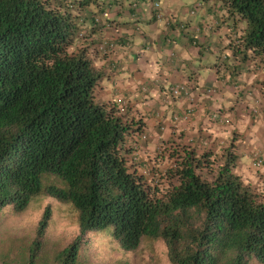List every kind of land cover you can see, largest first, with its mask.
I'll use <instances>...</instances> for the list:
<instances>
[{"label": "trees", "instance_id": "16d2710c", "mask_svg": "<svg viewBox=\"0 0 264 264\" xmlns=\"http://www.w3.org/2000/svg\"><path fill=\"white\" fill-rule=\"evenodd\" d=\"M213 1L246 21L243 52L264 58V0ZM101 2L0 0V214L53 197L73 207L80 230L47 253V206L32 243L3 264H85L89 235L108 231L126 252L161 240L171 264H264V191L237 171L235 131L221 143L179 131L152 139L169 166L152 178L138 169L144 122L102 102L115 65L99 68L92 56L113 53L79 37Z\"/></svg>", "mask_w": 264, "mask_h": 264}, {"label": "crops", "instance_id": "0c3cea01", "mask_svg": "<svg viewBox=\"0 0 264 264\" xmlns=\"http://www.w3.org/2000/svg\"><path fill=\"white\" fill-rule=\"evenodd\" d=\"M158 1L164 14L162 21L154 19V3ZM101 4L99 9L91 10L96 13L97 23H90L89 18L83 30L87 33L88 45L94 40L98 44V39L118 42L116 52L110 57L98 53L92 56L99 68L110 63L115 65L100 85L102 102L127 105L133 117L143 120L148 138L158 140L179 131L182 124H174L172 118L188 107L184 100H167L163 91L172 85L189 84L198 102V137L221 143L232 138L235 131L241 148L237 171L247 183L264 191V174L251 166L255 154L264 156V71L258 74L243 71L238 77L244 82L242 88L254 94L257 91L260 97L261 114L255 117L251 115L253 101L242 95L243 91L234 92L227 80L220 87L222 71L203 66L207 55L218 57L210 51L204 54L203 49L228 46L230 33L225 27L230 16L225 4L213 0H102ZM198 5V14L192 15ZM88 11L85 9L82 14L87 17ZM196 28L205 30V38L198 39L197 47L196 38L187 37V32L195 36ZM196 61L200 63L199 70H196ZM145 87H149V92H143ZM211 88L216 93L207 95ZM216 109L231 117L230 128L209 120V114ZM162 132L163 135H158ZM261 171L264 173V169Z\"/></svg>", "mask_w": 264, "mask_h": 264}, {"label": "rangeland", "instance_id": "374dc122", "mask_svg": "<svg viewBox=\"0 0 264 264\" xmlns=\"http://www.w3.org/2000/svg\"><path fill=\"white\" fill-rule=\"evenodd\" d=\"M194 12L198 14V6H196ZM227 19H229V23L225 28L230 33L228 46H208V48L203 49L202 52L204 54H208L210 51V53L218 56L207 55L203 61V66H210V69L214 71L221 70L222 79L219 81V86L222 87L224 84L223 80H227L234 92L239 93L243 91L242 95H245L249 101H253L251 115L258 117L261 114V108L259 107L260 100H258L260 97L257 95V91L254 94L252 90L246 91L245 88H242L244 82L238 77L244 72L257 74L263 72L264 58L253 53L251 50H248L246 53L243 52L240 38L247 26L246 21L237 15L227 16ZM215 26H218V24ZM204 33L205 30L202 29L201 32L194 30L195 36L187 32V37L196 38L197 47L198 39L204 40ZM236 47L241 52L237 51L235 58L233 54ZM199 65L200 63L196 61V70L200 69ZM254 111L256 114H254ZM223 118L228 120L225 126L230 128L233 125L232 119H229L231 117L223 113ZM178 130L180 133H185L184 139L196 140V115L190 122L183 123L182 127ZM158 135H163V132L162 134L158 133ZM152 139H148L147 144H142L139 164L137 165L141 172L144 170L148 171L145 173L149 178H152L150 174L152 168L156 167L160 170H165L169 166V161L162 159L156 153L157 148H160L161 151L164 147L161 145L155 146L152 144ZM144 165L146 167L143 169L142 167ZM251 166L257 171L256 169L258 168L255 167L254 162L251 163ZM47 206L51 207L53 213L52 221L46 234L47 253L52 254L55 251L65 248L79 235L80 230L77 212L70 204L63 203L53 197H40L35 199L31 202L27 210L20 214L15 213L12 209H7L0 214V264H3V259L11 252L18 254L20 250H23L32 243L35 238L38 223ZM14 257L15 255L13 254L11 258ZM82 258L85 264H171L168 258L167 247L161 240L145 238L138 250L126 252L119 246L109 231L89 235V240L82 251ZM249 264L260 263L252 260Z\"/></svg>", "mask_w": 264, "mask_h": 264}, {"label": "built area", "instance_id": "2783aa9c", "mask_svg": "<svg viewBox=\"0 0 264 264\" xmlns=\"http://www.w3.org/2000/svg\"><path fill=\"white\" fill-rule=\"evenodd\" d=\"M155 9V19L157 21H161L164 18V14L161 12L160 4L156 3L154 5ZM192 14H195V12H192ZM201 32L200 28H196L195 31ZM194 45H196V40H194ZM110 48H113L111 46ZM104 49V47H102ZM143 92H149V88L145 87L143 88ZM216 93L215 89L208 90V95H214ZM166 99H170L171 101H180L181 99H185L188 103V107L183 113H178L173 116L172 121L174 124H183L190 122L195 114H196V108H195V98L193 97L192 90L187 87L185 84H177L172 85L168 87L165 91ZM168 97V98H167ZM127 109V105L123 104L122 111H125ZM254 114L256 112L254 111ZM210 120H214L217 125L225 126V124L228 123L227 119L223 118V112L221 110H215L212 112L210 116ZM148 136L147 134L143 136V141L147 140ZM207 145V144H206ZM253 162L256 168L258 169H264V156H261L259 154H255L253 158Z\"/></svg>", "mask_w": 264, "mask_h": 264}, {"label": "clouds", "instance_id": "9594fccd", "mask_svg": "<svg viewBox=\"0 0 264 264\" xmlns=\"http://www.w3.org/2000/svg\"><path fill=\"white\" fill-rule=\"evenodd\" d=\"M156 3H159L160 4V8H161V12H162V5H161V3H160V1H158V2H155L154 3V5L156 4ZM200 5H198V7H199ZM155 10V9H154ZM155 13L156 12H154V19H155ZM163 13V12H162ZM97 16H96V13L94 14V16H93V22H94V24H96L97 23V18H96ZM164 19V18H163ZM155 21H157L156 19H155ZM162 21V20H161ZM85 24V23H84ZM87 25V23L85 24V25H83V27L81 28V34L79 35V37L80 38H82L83 36H85V37H88L87 36V33H85V31L83 30V28L85 27ZM94 42H97V40H94ZM111 46H113V48H110ZM98 47H99V49L102 51V53L104 54V55H106V54H109V53H114V52H116V50H117V47H118V42L117 41H115V40H105V39H98ZM102 47H104V49H102ZM185 85H187V84H185ZM187 87H189L190 89H191V87L189 86V85H187ZM149 88V87H148ZM167 89V88H166ZM166 89L163 91V96L164 97H166V94H165V91H166ZM211 89H214V88H211ZM192 90V89H191ZM208 90H210V89H208ZM192 94H193V90H192ZM207 95H208V91H207ZM193 97H194V94H193ZM195 98V97H194ZM181 100H184V101H186L185 99H181ZM180 100V101H181ZM187 102V101H186ZM188 104V103H187ZM195 108H196V114H197V100L195 99ZM216 110H220V109H216ZM215 111V110H214ZM222 111V110H221ZM195 114V115H196ZM188 123V122H187ZM220 126V125H219ZM262 170V169H261Z\"/></svg>", "mask_w": 264, "mask_h": 264}]
</instances>
